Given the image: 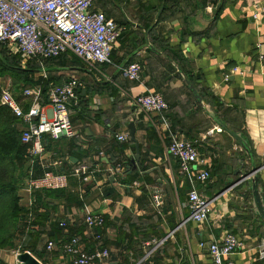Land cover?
Here are the masks:
<instances>
[{
    "label": "crops",
    "instance_id": "0c3cea01",
    "mask_svg": "<svg viewBox=\"0 0 264 264\" xmlns=\"http://www.w3.org/2000/svg\"><path fill=\"white\" fill-rule=\"evenodd\" d=\"M93 8L125 32L115 45L113 65H90L75 57L77 67L58 71L63 81L75 77L84 85L78 106L71 107L80 151L73 139H50L39 162L57 173L65 162L87 165L91 172L88 178L71 177L62 194L38 206L51 217L27 229V251L42 264H76L62 245L77 237L88 253L109 250L110 257L95 264H139L147 244L157 264H213L201 243L221 244L233 234L245 247L231 257L236 264H264L259 258L264 222L250 210V183L229 185L239 159H246L243 150L199 107L170 62L146 47L152 29L151 43L182 64L199 91L211 95L218 115L250 140L257 163H264V0H99ZM130 61L142 64L138 82L122 74ZM148 91L167 101L164 118L135 105ZM130 123H135L139 147L130 137L125 143L116 139L129 135ZM173 134L196 142L211 167V179L196 185L203 198L214 200L205 223L189 220L191 182L181 173L180 161L168 153ZM260 176L264 188V170ZM27 190L24 200L34 207L36 192ZM156 191L162 193L160 206L153 203ZM91 213L103 216V227L86 225ZM63 221L68 223L65 229L58 225ZM50 241L56 245L52 251L47 249ZM18 252L20 246L11 255L0 250V259L17 264Z\"/></svg>",
    "mask_w": 264,
    "mask_h": 264
},
{
    "label": "built area",
    "instance_id": "2783aa9c",
    "mask_svg": "<svg viewBox=\"0 0 264 264\" xmlns=\"http://www.w3.org/2000/svg\"><path fill=\"white\" fill-rule=\"evenodd\" d=\"M97 1L99 0H0V44H4L11 54L20 56L23 65L33 59L40 61V76L44 78L48 76L44 61L68 54L90 65H113V51L125 29L108 19L102 11L95 10L93 6ZM260 14L255 15V18ZM122 74L127 80L138 82L141 79L142 64L133 62L122 68ZM83 87V83L75 77H68L61 85L51 86L46 96L48 109L43 100L41 86L24 91V99L31 102L28 109H25L24 104L10 90L2 92L0 104L9 108L20 119L21 141L29 148V193L63 190L68 187L70 177L88 178L91 171L87 165L74 167L71 174L53 172L42 166L44 175L33 177L35 163L40 162L46 152V136L54 140L63 137L80 138L72 123L71 107L78 106L77 91ZM135 105L146 113L157 114L163 118L169 110L164 96L152 91L140 95L135 100ZM116 139L122 143L128 142L129 135L118 134ZM167 149L171 157L180 161L181 173L191 182L188 192L189 220L195 223L207 222L214 200L203 198L196 185L207 183L211 179L208 160L203 158L196 142L178 134L172 135ZM55 165L60 166L61 163L57 162ZM197 167H201V170L198 171ZM117 171L119 169H115ZM162 202V193L156 191L153 203L160 206ZM85 222L89 228L103 227L105 224L103 216L92 213L86 216ZM59 226L65 229L68 223L60 222ZM101 238V235L96 236L97 240ZM146 246L149 247L139 264H157L152 258L154 249L150 244ZM200 246L208 249L213 264H236L231 257L245 248L241 238L233 234L225 237L221 244L201 243ZM55 248L54 242H48L49 251ZM62 249L65 254L75 259L76 264L103 263L110 257L106 248L86 252L77 237L63 243ZM259 258L264 260V244L259 250Z\"/></svg>",
    "mask_w": 264,
    "mask_h": 264
},
{
    "label": "trees",
    "instance_id": "16d2710c",
    "mask_svg": "<svg viewBox=\"0 0 264 264\" xmlns=\"http://www.w3.org/2000/svg\"><path fill=\"white\" fill-rule=\"evenodd\" d=\"M68 55H72V54H68ZM68 55H63L56 59L45 60L44 66L47 70L48 76L47 78H44L39 76V74L42 72V66L40 61H38L37 59H33L28 61L25 65H23V61L20 56L11 54L4 44H0V75L2 74V72H5L6 74L10 73L11 76H13L17 80L13 93L16 99L20 103L24 104L25 109H28L31 105V102L25 100L23 97L24 91L28 88H35L37 86H41L43 100L45 104H47L46 96L50 87L54 85H61L66 81V80L63 81L61 76L57 77V74L58 71L68 68L64 66L67 63V61L70 62L68 59H66V56ZM72 56L74 58L76 57L74 55ZM167 56L171 58L169 55ZM55 61L58 63L57 69L54 70L49 69V67H47V63H52ZM133 62L135 61H130L127 63V65ZM174 62H176L184 70L191 83L199 91L196 81L194 80V78L192 79V77L188 75L186 70L183 68L182 64L178 63L177 61ZM75 63L79 64L78 60H75ZM169 64L172 66L171 63ZM104 66H109V65H104ZM70 67H74V66L72 65ZM37 76L38 78H36ZM199 93L202 96V98L205 100V103L211 107L212 105L209 99L211 95L205 94L204 92H200V91ZM0 96H1V90H0ZM77 96L78 98L81 97V89L77 91ZM80 105L81 102L79 103V106ZM199 107L203 110V108L200 105ZM168 113L169 112H166L165 116L168 115ZM223 121L225 122L224 119ZM236 133L242 134V136L246 140H248L250 145L252 146L250 140L243 133L241 132H236ZM21 135H22V125L20 119L17 118L9 108L2 106L0 104V250H6V249L14 250V249H18V247L20 246V252H26L27 250H30L29 248L31 246V244L26 241L29 237V234H27V229L30 227L31 230L36 225H41L46 219H49L51 217L48 214L40 213L38 206H40L41 203L46 198L48 197L53 198L62 194L64 189L43 190L36 192L35 193L36 202L34 203L35 205L34 207H32L31 210L25 208L22 205L21 203L22 196L20 195V190L21 189L25 190L27 188V180L29 179V172L31 165L28 159L29 148L28 146L22 143ZM50 139L51 138L48 136H46L44 139L46 150L49 149L50 147L49 144L51 143V140H54V139L51 140ZM73 141H74L73 145L75 146L74 149L76 151H80L77 145L78 139H73ZM254 154L256 157L255 151ZM69 164H70L69 162H65V164L59 169L58 172L71 174L73 168L79 166V165L69 166ZM68 166L72 168L68 169ZM33 168H34V175H33L34 178H39L42 175H44L45 170L42 168V166H40L39 162H36ZM234 179L236 180L237 177H235ZM229 185L231 186L233 184L229 183ZM33 217H34V221H31V218ZM0 264H5V263L0 259Z\"/></svg>",
    "mask_w": 264,
    "mask_h": 264
},
{
    "label": "water",
    "instance_id": "95a60500",
    "mask_svg": "<svg viewBox=\"0 0 264 264\" xmlns=\"http://www.w3.org/2000/svg\"><path fill=\"white\" fill-rule=\"evenodd\" d=\"M151 30L152 29H149L147 31L146 47L156 55H159L164 59H166L167 61H169L172 64V66L175 69H177L180 77L182 78L184 83L188 86L189 90L193 93L197 103L203 108L205 113L208 115L209 119H211L222 131L228 133L238 143V145L245 153L246 159H239L240 168L235 173L237 179L231 180L230 183H232L233 185H236L237 183L243 184L246 181L250 183V186L248 187V191L252 199L250 210L253 213H255L261 220L264 221V189L261 186V176H260V173L264 170V163H257L253 151V147L250 145L249 141L246 140L242 136V134L232 131L229 128V126L223 121V119L209 105L205 103V100L202 98L196 87L191 83L184 70L176 62H174L171 58H169L160 50H158L151 43L149 38V34ZM128 129H129V137L131 141H133L136 144V146L139 147L138 141L136 140L135 123H130ZM138 156H139V150H138ZM247 163H249V167L245 170V168L247 167ZM245 198L247 199L248 195H245ZM16 263L42 264L37 258H35L34 255H32L28 251L17 253Z\"/></svg>",
    "mask_w": 264,
    "mask_h": 264
},
{
    "label": "rangeland",
    "instance_id": "374dc122",
    "mask_svg": "<svg viewBox=\"0 0 264 264\" xmlns=\"http://www.w3.org/2000/svg\"><path fill=\"white\" fill-rule=\"evenodd\" d=\"M66 59H68L71 63L67 61V63L64 66H66L68 68H71L70 66H72V65L77 67L78 63H75V60H77V59L74 58L72 55L66 56ZM57 64L58 63L56 61L52 62V63H47V67H49V69H51V70H54V69H57V67H58ZM36 78H38V76ZM16 82H17V80L13 76H11L10 73L6 74L5 72H2V74L0 75L1 94L4 90H10L13 93L14 87L16 86ZM20 195L22 196V200H21L22 205L27 209H30V208L32 209L31 205L29 204V199L27 202L24 200V198H26V196L28 197V193H26V191L24 189H21ZM31 221H34V219L32 218ZM1 251L3 254L7 253V255H11L10 249L1 250Z\"/></svg>",
    "mask_w": 264,
    "mask_h": 264
}]
</instances>
